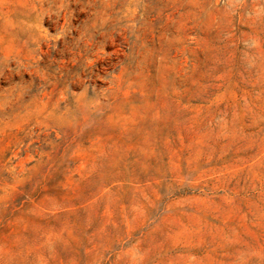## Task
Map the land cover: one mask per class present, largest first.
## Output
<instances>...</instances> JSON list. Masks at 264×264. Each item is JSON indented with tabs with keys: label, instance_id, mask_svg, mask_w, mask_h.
Wrapping results in <instances>:
<instances>
[{
	"label": "rangeland",
	"instance_id": "obj_1",
	"mask_svg": "<svg viewBox=\"0 0 264 264\" xmlns=\"http://www.w3.org/2000/svg\"><path fill=\"white\" fill-rule=\"evenodd\" d=\"M0 264H264V0H0Z\"/></svg>",
	"mask_w": 264,
	"mask_h": 264
}]
</instances>
